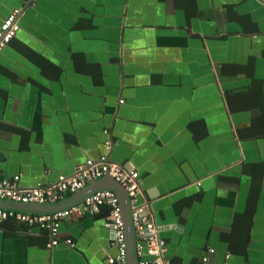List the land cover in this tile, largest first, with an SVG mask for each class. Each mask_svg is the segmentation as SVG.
I'll return each mask as SVG.
<instances>
[{"label":"crops","instance_id":"crops-1","mask_svg":"<svg viewBox=\"0 0 264 264\" xmlns=\"http://www.w3.org/2000/svg\"><path fill=\"white\" fill-rule=\"evenodd\" d=\"M14 8L0 181L52 184L112 139L171 264H264V0H0V25ZM109 222L105 206L66 217L50 246L3 219L0 264H119Z\"/></svg>","mask_w":264,"mask_h":264},{"label":"built area","instance_id":"built-area-1","mask_svg":"<svg viewBox=\"0 0 264 264\" xmlns=\"http://www.w3.org/2000/svg\"><path fill=\"white\" fill-rule=\"evenodd\" d=\"M20 15L21 9L14 8L3 19L0 25V53L20 30ZM111 148L112 139H107L105 151L98 158H87L78 165L73 173H60L56 181L49 185L37 183L32 187L21 188L18 183L19 175H14L10 179H2L0 181V199L17 202H54L70 196L91 181L109 175L125 187L131 198L139 264H171L165 256L166 240L160 235V226L155 219L151 204L139 200V195L143 191L139 171L113 161L110 158ZM104 206L110 212L109 225L112 242L118 250L117 257L110 256L108 261L129 264L122 204L113 190H97L81 202L50 213L25 212L0 207V221L14 217L28 225H37L42 229H47L51 236L49 245L53 246L60 241L59 226L64 218L86 213L95 214ZM65 242L70 246L75 245L71 238L65 239ZM209 250L210 252L214 251L213 248ZM207 258V256L204 257L205 260ZM224 264H231L229 253L225 256Z\"/></svg>","mask_w":264,"mask_h":264},{"label":"water","instance_id":"water-1","mask_svg":"<svg viewBox=\"0 0 264 264\" xmlns=\"http://www.w3.org/2000/svg\"><path fill=\"white\" fill-rule=\"evenodd\" d=\"M110 189L116 192L122 204L123 215L126 229V243L129 264H139L136 252V230L132 218L133 204L131 198L121 183L113 177L107 175L91 181L83 188L61 200L47 203L37 202H17L10 199H0V207L6 209H15L25 212L50 213L62 208L69 207L75 203L83 201L85 197L97 190Z\"/></svg>","mask_w":264,"mask_h":264}]
</instances>
